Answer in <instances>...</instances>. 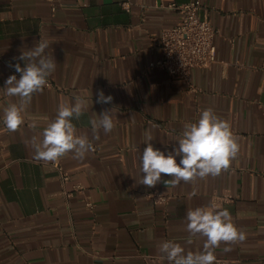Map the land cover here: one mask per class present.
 Returning <instances> with one entry per match:
<instances>
[{
  "label": "crops",
  "instance_id": "obj_1",
  "mask_svg": "<svg viewBox=\"0 0 264 264\" xmlns=\"http://www.w3.org/2000/svg\"><path fill=\"white\" fill-rule=\"evenodd\" d=\"M191 2L217 31L216 62L187 79L170 77L150 65L162 59V30L180 20L167 6ZM55 3L53 13L45 0H0V264H169L157 251L161 242L202 247L199 237L186 243V213L196 207L227 208L246 233L231 251L224 244L216 248L215 264H264V0ZM40 39L49 41L56 70L50 86L33 95L24 125L9 132L3 109L19 98L6 95L5 81L20 76L10 65L23 67L22 50ZM100 90L113 97L110 104L96 102ZM77 96L88 108L73 123L94 151L84 159L70 153L59 168L34 159L26 141L40 136L59 107ZM207 108L228 121L238 139L240 152L229 170L175 187L164 183L171 179L164 174L153 188L138 184L145 131L167 154L184 125ZM109 109L115 127L94 139L89 119ZM34 120L38 127L31 129ZM150 190L167 196V205L147 201Z\"/></svg>",
  "mask_w": 264,
  "mask_h": 264
},
{
  "label": "clouds",
  "instance_id": "obj_2",
  "mask_svg": "<svg viewBox=\"0 0 264 264\" xmlns=\"http://www.w3.org/2000/svg\"><path fill=\"white\" fill-rule=\"evenodd\" d=\"M49 47L47 39H40L31 49L22 50L18 59L24 61L23 67L20 63L10 65L20 76L18 79L16 75H10L5 81L6 95L19 98L18 102L10 103L3 109V123L9 132L15 133L24 125L23 113L31 104L33 95L44 92L48 77L56 70L57 63L52 54L47 52ZM112 101L111 95L105 96L103 90L98 92L97 103L110 104ZM87 108V101L80 96L75 97L71 104L61 105L56 118L40 136L33 135L26 141L33 149L34 159L57 163L70 153L75 159H84L90 151H94L88 136L78 134L73 123L74 120H80ZM89 124L94 139H99L101 130L105 134L111 133L115 127L112 109L94 114ZM29 127L36 129L38 123L34 120ZM143 138L146 147L140 156L141 175L136 181L149 188L161 182L162 174L171 177L164 183H170L173 187L179 186L181 182L219 176L229 170L240 152L238 139L230 123L217 116L211 108L202 110L196 122L184 125L177 146L167 154L151 143L153 135L150 130L145 131ZM186 221L189 233L186 243L191 245L193 238L199 237L203 239L202 247L192 251L172 240L161 242L157 251L169 264H215L216 248L224 244V250L231 251L232 244L246 239V233L237 228L227 208L189 209Z\"/></svg>",
  "mask_w": 264,
  "mask_h": 264
},
{
  "label": "built area",
  "instance_id": "obj_3",
  "mask_svg": "<svg viewBox=\"0 0 264 264\" xmlns=\"http://www.w3.org/2000/svg\"><path fill=\"white\" fill-rule=\"evenodd\" d=\"M51 6V11L56 12L55 0H45ZM125 9L129 3H125ZM167 9L177 12L180 15L179 22L171 27L162 30L158 46L162 53V59L151 64V67H159L170 77L189 78L191 72L196 69H207L216 62V29L207 17H200L201 6L197 2L188 4L172 3ZM50 84L48 83L49 87ZM55 166L59 168L58 162ZM68 176L62 173L63 182L68 181ZM77 191L82 188L76 186ZM69 196V195H67ZM144 198L154 206H166L167 196L158 190H150L144 193ZM231 199L230 197L227 200ZM86 206L93 210V204L88 200Z\"/></svg>",
  "mask_w": 264,
  "mask_h": 264
}]
</instances>
